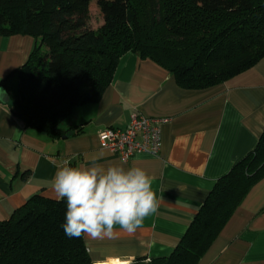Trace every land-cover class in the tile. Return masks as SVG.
<instances>
[{
  "label": "trees",
  "instance_id": "16d2710c",
  "mask_svg": "<svg viewBox=\"0 0 264 264\" xmlns=\"http://www.w3.org/2000/svg\"><path fill=\"white\" fill-rule=\"evenodd\" d=\"M92 5L102 18L96 29L88 25ZM16 34L37 46L0 81L6 106L24 128L59 139L71 131L60 123L99 100L126 52L154 61L189 90L254 66L264 58V0H0V36ZM262 177L264 131L218 179L171 254L134 264H197ZM66 211V199L36 194L0 220V264H93L83 234H65Z\"/></svg>",
  "mask_w": 264,
  "mask_h": 264
},
{
  "label": "crops",
  "instance_id": "0c3cea01",
  "mask_svg": "<svg viewBox=\"0 0 264 264\" xmlns=\"http://www.w3.org/2000/svg\"><path fill=\"white\" fill-rule=\"evenodd\" d=\"M36 46L28 35L0 36V81L26 63ZM134 112L166 120L161 146L156 156L143 152L124 161L101 145L98 133L124 128ZM60 128L71 131L50 139L24 128L0 102V220L33 195L59 199L53 187L57 170L90 166V157L102 153L97 163L106 167L145 170L159 208L132 234L119 225L111 238L83 234L92 263L167 257L218 179L254 150L264 131V58L221 84L189 90L154 61L126 52L99 100L76 106ZM197 264H264V177L249 189Z\"/></svg>",
  "mask_w": 264,
  "mask_h": 264
},
{
  "label": "clouds",
  "instance_id": "9594fccd",
  "mask_svg": "<svg viewBox=\"0 0 264 264\" xmlns=\"http://www.w3.org/2000/svg\"><path fill=\"white\" fill-rule=\"evenodd\" d=\"M102 155H92L90 166H64L55 174L57 198L66 199L63 229L69 237L111 238L117 225L132 234L158 211L159 201L145 170L106 167L97 163Z\"/></svg>",
  "mask_w": 264,
  "mask_h": 264
},
{
  "label": "built area",
  "instance_id": "2783aa9c",
  "mask_svg": "<svg viewBox=\"0 0 264 264\" xmlns=\"http://www.w3.org/2000/svg\"><path fill=\"white\" fill-rule=\"evenodd\" d=\"M165 121L134 112L124 128L100 130L98 140L105 149L124 161L143 152L156 156L161 146V124Z\"/></svg>",
  "mask_w": 264,
  "mask_h": 264
},
{
  "label": "rangeland",
  "instance_id": "374dc122",
  "mask_svg": "<svg viewBox=\"0 0 264 264\" xmlns=\"http://www.w3.org/2000/svg\"><path fill=\"white\" fill-rule=\"evenodd\" d=\"M102 24L101 15L98 13L96 7L94 5L91 6L89 12V20L88 25L92 29L98 28Z\"/></svg>",
  "mask_w": 264,
  "mask_h": 264
},
{
  "label": "water",
  "instance_id": "95a60500",
  "mask_svg": "<svg viewBox=\"0 0 264 264\" xmlns=\"http://www.w3.org/2000/svg\"><path fill=\"white\" fill-rule=\"evenodd\" d=\"M9 99L10 98H9L7 91L2 86H0V102L2 104H7L9 102Z\"/></svg>",
  "mask_w": 264,
  "mask_h": 264
},
{
  "label": "bare ground",
  "instance_id": "6f19581e",
  "mask_svg": "<svg viewBox=\"0 0 264 264\" xmlns=\"http://www.w3.org/2000/svg\"><path fill=\"white\" fill-rule=\"evenodd\" d=\"M102 264H113V262H105V263H102ZM119 264H122V263H119Z\"/></svg>",
  "mask_w": 264,
  "mask_h": 264
},
{
  "label": "snow or ice",
  "instance_id": "6c2138e0",
  "mask_svg": "<svg viewBox=\"0 0 264 264\" xmlns=\"http://www.w3.org/2000/svg\"><path fill=\"white\" fill-rule=\"evenodd\" d=\"M113 264H119V261H115V262H113Z\"/></svg>",
  "mask_w": 264,
  "mask_h": 264
}]
</instances>
